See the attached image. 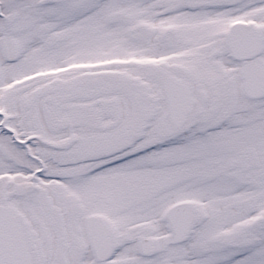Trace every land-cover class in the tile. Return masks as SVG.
<instances>
[{"label":"snow or ice","instance_id":"1","mask_svg":"<svg viewBox=\"0 0 264 264\" xmlns=\"http://www.w3.org/2000/svg\"><path fill=\"white\" fill-rule=\"evenodd\" d=\"M0 264H264V0H0Z\"/></svg>","mask_w":264,"mask_h":264}]
</instances>
